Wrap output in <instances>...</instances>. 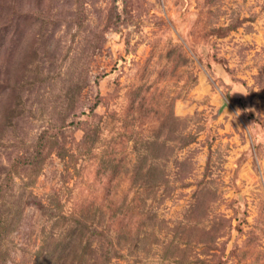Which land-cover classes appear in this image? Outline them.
<instances>
[{
    "label": "rangeland",
    "instance_id": "rangeland-1",
    "mask_svg": "<svg viewBox=\"0 0 264 264\" xmlns=\"http://www.w3.org/2000/svg\"><path fill=\"white\" fill-rule=\"evenodd\" d=\"M0 264H264V0H0Z\"/></svg>",
    "mask_w": 264,
    "mask_h": 264
},
{
    "label": "water",
    "instance_id": "water-1",
    "mask_svg": "<svg viewBox=\"0 0 264 264\" xmlns=\"http://www.w3.org/2000/svg\"><path fill=\"white\" fill-rule=\"evenodd\" d=\"M226 106V104H223V106L222 107H225Z\"/></svg>",
    "mask_w": 264,
    "mask_h": 264
}]
</instances>
